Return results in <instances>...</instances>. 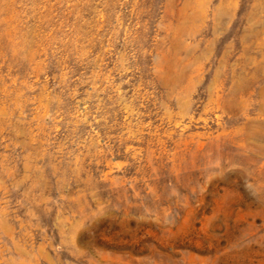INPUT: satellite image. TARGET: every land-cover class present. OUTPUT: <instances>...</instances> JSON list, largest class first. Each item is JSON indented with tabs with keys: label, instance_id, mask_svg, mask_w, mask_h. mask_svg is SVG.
I'll use <instances>...</instances> for the list:
<instances>
[{
	"label": "rangeland",
	"instance_id": "obj_1",
	"mask_svg": "<svg viewBox=\"0 0 264 264\" xmlns=\"http://www.w3.org/2000/svg\"><path fill=\"white\" fill-rule=\"evenodd\" d=\"M0 264H264V0H0Z\"/></svg>",
	"mask_w": 264,
	"mask_h": 264
}]
</instances>
